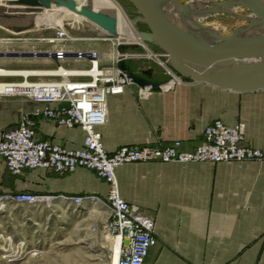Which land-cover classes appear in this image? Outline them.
<instances>
[{
	"label": "crops",
	"instance_id": "obj_1",
	"mask_svg": "<svg viewBox=\"0 0 264 264\" xmlns=\"http://www.w3.org/2000/svg\"><path fill=\"white\" fill-rule=\"evenodd\" d=\"M51 13L45 10L42 17ZM113 53L101 52L102 60L111 61ZM34 107L20 99L1 98L0 132L16 126L20 116ZM30 119L36 139L67 148L81 146L80 128L58 126L43 117ZM217 119L242 123L243 144L264 149V89L234 91L190 78L146 96L139 95L136 85L109 95L107 120L97 129L108 153L123 145L166 146L175 140L182 142L183 150H192L202 141L204 127ZM114 172L121 197L153 221L158 242L144 264H264V161L133 162ZM20 191L94 194L105 200L108 184L85 168L65 174L35 168L12 175L0 158V194Z\"/></svg>",
	"mask_w": 264,
	"mask_h": 264
},
{
	"label": "built area",
	"instance_id": "obj_2",
	"mask_svg": "<svg viewBox=\"0 0 264 264\" xmlns=\"http://www.w3.org/2000/svg\"><path fill=\"white\" fill-rule=\"evenodd\" d=\"M54 30L52 36L44 38L53 48L33 50L47 53L53 66H0V99L16 98L35 105L31 112L20 116L16 126L0 132V158L12 175L35 168L57 174L73 172L77 168L92 170L108 184L107 195L103 200L94 194L68 196L27 191L7 192L0 194V213L10 204L49 205L54 200L61 199L77 209L99 201L108 207L109 217L104 232L111 239L113 247L119 250L116 264H144L149 250L158 242L153 234V221L138 206L129 204L121 197L114 172L116 167L149 161H264V149L243 144L242 123L226 124L217 119L204 127L202 141L192 150H183L182 142L175 140L166 146L123 145L108 153L97 129L107 120V97L123 93L129 85H136L140 96L150 94L152 89L138 85L121 69L118 60L120 57L125 60V50L118 49L115 61L106 65L98 50L62 48V45L70 42V38L63 28ZM124 45L118 44L116 47ZM138 45L150 51L148 43ZM68 59L83 63L66 64ZM164 70L168 80L164 81L165 85L161 90H168L185 82L186 78L179 76L168 63ZM142 73L148 74L150 79L155 76L154 70ZM133 74L136 76L137 73ZM172 81L174 83L168 85ZM30 115L49 119L58 126L80 128L84 133L81 146L67 148L49 140L36 139ZM41 253L39 247H31L23 239H16L6 232L0 233V254L7 262L38 257Z\"/></svg>",
	"mask_w": 264,
	"mask_h": 264
},
{
	"label": "rangeland",
	"instance_id": "obj_3",
	"mask_svg": "<svg viewBox=\"0 0 264 264\" xmlns=\"http://www.w3.org/2000/svg\"><path fill=\"white\" fill-rule=\"evenodd\" d=\"M75 1L117 19L137 20L136 9L129 0ZM159 2L160 4L164 2V5L161 4L163 7L167 5L164 8H168L177 23L186 25L182 21L185 18L188 24L196 26L199 30L216 29L225 36H235L238 29L250 24L246 15L251 11L238 0H159ZM44 11L45 9L42 8L0 0V40L5 41L0 43V66L48 68L54 65L51 60L42 56L20 57L14 54L20 51H44L53 48L52 44L39 40L52 36L55 31L51 27H40L39 21L44 16ZM50 11L56 14L57 22L71 28L72 36L109 37L103 35L92 23L77 15ZM61 25L57 28H63ZM136 25L140 31H149L143 22H137ZM89 26H93L94 29L91 30ZM26 28L28 29L25 31ZM80 32L83 34L80 35ZM65 44L71 49L87 50L93 47L104 54L120 49L115 44L112 45L110 41H70ZM123 47L127 54L125 64L132 73H137L136 76L142 78L144 75L142 72L154 70L156 81L168 80L164 70L167 68L168 56L160 47L155 44L148 45L149 50L158 58L155 55L148 57L150 51L138 44H125ZM103 59L106 65L112 62V60L108 62L105 58ZM65 63L82 64L83 62L68 59ZM108 217L107 205L99 201L77 209L66 202H53L49 205L10 204L4 212L0 213V233L6 232L14 235L16 239H23L27 245L39 247L42 253L38 257H27L15 262H7L0 254V264H103L104 261L109 262L111 261L110 251L106 247L108 243L104 232Z\"/></svg>",
	"mask_w": 264,
	"mask_h": 264
},
{
	"label": "water",
	"instance_id": "obj_4",
	"mask_svg": "<svg viewBox=\"0 0 264 264\" xmlns=\"http://www.w3.org/2000/svg\"><path fill=\"white\" fill-rule=\"evenodd\" d=\"M57 7H64L74 13L86 16L97 27L113 36L117 35L115 21L109 15L80 6L72 0H56ZM137 12V20L147 25L149 31H140L144 43L155 44L168 55L170 67L183 78H190L216 87L234 91H252L264 89V67L247 65L245 60L264 54V34L253 36H217L212 44L203 43L185 30L172 25L159 12L154 0H129ZM248 8L257 18L264 20V9L247 0H238ZM28 5L51 6L49 0H25ZM121 51H124L122 46ZM22 57H47L44 52H14ZM76 55V54H74ZM89 57V54H84ZM52 56V55H51ZM119 65L127 76L140 86H147L152 90L162 89L165 82L158 83L135 76L126 66L123 57L119 58ZM242 61L243 63H240ZM210 66L222 67L229 71L228 75L211 73ZM32 115H30V118Z\"/></svg>",
	"mask_w": 264,
	"mask_h": 264
},
{
	"label": "bare ground",
	"instance_id": "obj_5",
	"mask_svg": "<svg viewBox=\"0 0 264 264\" xmlns=\"http://www.w3.org/2000/svg\"><path fill=\"white\" fill-rule=\"evenodd\" d=\"M3 1H8L10 3H16V4H22V5H26V6L35 7V8H42V9H45V10H52L54 12H57V11H60L62 13L63 12H68V13L77 15V16L85 19L86 21H88V22L92 23L94 26H96V24L94 22H92L90 19H88L86 16H82V15H79L77 13H74V12H72L70 10H67L64 7H57L56 6V4H57L56 0H49L51 4H54V5H51V6H46V5H40V6L28 5V4H25V0H3ZM36 1H40V0H36ZM60 1L66 2V0H60ZM72 1L75 2L76 4L80 5V6H84V7L88 8V9L94 10L92 8H89V7L85 6V5H83L79 1H75V0H72ZM154 1H155V4H156L159 12L163 15V17L166 20H168L172 25L177 26V27L185 30L186 32L190 33L194 38H196L197 40H199V41H201L203 43H206V44L215 43L217 41V36L223 35L216 29H202V30H199V28H197L196 26H191L190 24H188L189 22L186 21L185 18H183L182 21L184 23H186V25L179 24V23L176 22L175 18L172 16V14L169 12L168 8L165 9L167 7V5L164 6L165 8L163 7V5H164L163 3L164 2L161 3V4H163V5H161L159 0H154ZM234 1H236V0H234ZM247 1L250 2L251 4H255L258 7H261V8L264 9V0H247ZM165 4H167V3L165 2ZM94 11H96V10H94ZM110 17L113 18L114 21H115V29L117 31V35L113 36L111 34H108V33H106L105 31H103L102 29H100L98 27L103 32V34H105L106 36H109V37H105V36H100V37H85V36H78L77 37V36H72L70 31H68L64 26L61 25V22L60 23H59V21L57 22V16H56L55 13H51L50 15L41 18L39 23H40L41 27H45V28H47V27L57 28L59 25H61V27H63V30L67 33V36H69L71 42H75V41H93V40H117L118 44H123V43H125V41H128V42L129 41H133V42H139V43L142 42V43H144L142 41L141 37H140V30L138 29L137 25H135L133 23V21L117 19L116 17H112V16H110ZM246 17L250 20V24H248L246 26H243L241 29H238L236 31L235 36H239V35H247V36H249L250 34H251V36H253L252 34H256V35L264 34V20L257 18L253 13H249L248 15H246ZM197 31H199L200 33L197 32ZM39 40L41 42H43L44 38H41ZM3 42H5V41L0 40V43H3ZM118 44H115V45L117 46ZM66 46H68V45L64 44V45H62V48H65ZM115 52L113 53L112 62H114L115 59H116L117 51H115ZM150 55L152 56V55H155V54L152 52V53H150ZM20 57H22V56H20ZM45 59H49V58L45 57ZM240 63H243V62L240 61ZM244 63L247 64V65H258V66L264 67V54L261 55L259 57V59H255L254 57H251L250 59L245 60ZM208 70L211 73H214V74H220V75H228V74H230L229 71H227L226 69H223L222 67H217V66H210V67H208ZM173 83H174V81L170 82L168 85H171ZM107 243L108 244H107L106 247L110 251L109 256L111 258V261H109V262L104 261L103 264H116V260H117L118 255H119V250L117 248L113 247L112 241H111V239L108 236H107Z\"/></svg>",
	"mask_w": 264,
	"mask_h": 264
},
{
	"label": "flooded vegetation",
	"instance_id": "obj_6",
	"mask_svg": "<svg viewBox=\"0 0 264 264\" xmlns=\"http://www.w3.org/2000/svg\"><path fill=\"white\" fill-rule=\"evenodd\" d=\"M82 29H84V28H82ZM137 77H138V76H137ZM142 78L145 79V80H149V81L157 82L155 78L150 79L149 76H148V74H146V73L142 76Z\"/></svg>",
	"mask_w": 264,
	"mask_h": 264
}]
</instances>
